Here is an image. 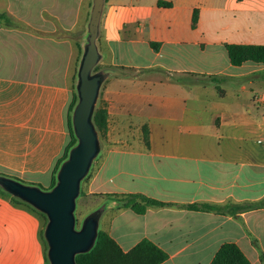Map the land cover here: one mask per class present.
Segmentation results:
<instances>
[{"label":"crops","instance_id":"crops-1","mask_svg":"<svg viewBox=\"0 0 264 264\" xmlns=\"http://www.w3.org/2000/svg\"><path fill=\"white\" fill-rule=\"evenodd\" d=\"M92 1L0 0V175L50 187ZM96 44L106 131L86 193L101 231L123 253L151 242L160 264H210L227 243L264 264V66L224 49L264 46V0H105ZM43 225L0 194V264H45Z\"/></svg>","mask_w":264,"mask_h":264},{"label":"water","instance_id":"water-1","mask_svg":"<svg viewBox=\"0 0 264 264\" xmlns=\"http://www.w3.org/2000/svg\"><path fill=\"white\" fill-rule=\"evenodd\" d=\"M104 2L105 0L92 1L86 45L77 68V101L71 113V128L76 143L60 164L55 184L50 189L43 190L36 185L0 175V190L45 217L42 238L46 246L47 264H76V256L90 252L94 247L99 220L104 210L100 207L92 211L77 227L75 210L81 183L100 152V139L93 123V115L101 87L109 77L107 71H95L101 59L96 41Z\"/></svg>","mask_w":264,"mask_h":264},{"label":"trees","instance_id":"trees-1","mask_svg":"<svg viewBox=\"0 0 264 264\" xmlns=\"http://www.w3.org/2000/svg\"><path fill=\"white\" fill-rule=\"evenodd\" d=\"M159 6L168 7L167 3H158ZM197 20L196 11L193 13L192 25L194 26ZM154 50L157 49V44H151ZM229 62L232 66H241L245 62H251L255 64H261L264 66V46H252V45H224ZM214 80V79H212ZM76 93L75 85L72 87L71 102L67 110V130L69 134V140L64 148L62 157L58 160L52 176V182L48 189H50L55 184V175L60 166V164L66 159L68 151L75 145L76 140L71 128V113L76 104ZM99 102L93 115V123L98 132L99 138L104 136L106 131V110L102 107H98ZM146 135V133H145ZM146 138V136H145ZM82 181L81 184L88 178ZM12 178V177H11ZM18 180L16 178H13ZM20 181V180H18ZM22 182V181H21ZM39 187V186H38ZM41 188V187H40ZM46 190L44 188H41ZM0 194L10 197L11 202L25 206L31 212L35 213L43 219L44 225L46 219L43 215L32 209L30 206L12 198L8 194L0 190ZM82 195V188L80 190V195ZM109 200L113 201L117 208L131 209L137 214H143L147 207H163L164 203L158 202L153 199L141 195H109ZM187 208L190 209H203L211 211H219L218 207H211L208 205H202L198 207L196 205H190ZM43 225V226H44ZM43 230V229H42ZM42 230L40 232V239L44 245L45 251L46 246L42 238ZM167 258V255L153 245L151 242L144 240L138 243L131 251L128 253H123L116 242L105 232L98 230L97 238L92 250L86 254L78 255L75 258L76 264H160ZM45 264L46 257H45ZM210 264H250L244 254L240 249L232 243H227L222 245L215 256L213 257Z\"/></svg>","mask_w":264,"mask_h":264},{"label":"rangeland","instance_id":"rangeland-1","mask_svg":"<svg viewBox=\"0 0 264 264\" xmlns=\"http://www.w3.org/2000/svg\"><path fill=\"white\" fill-rule=\"evenodd\" d=\"M218 53L219 52H215V56L218 55ZM96 70H98L97 66L95 68V71ZM255 88L259 89V87H254V89ZM98 107H101V104H99ZM89 178H90V175L83 182V184H81L82 195L76 200L75 216H76V219H77V227L80 226L81 221L83 220V218L86 215H88L92 211L100 208L99 205H98L99 204V200L92 198L91 196H89V194L86 193V187H87V183L89 182ZM102 216L100 217V220H99L98 230H102V227H103L104 218Z\"/></svg>","mask_w":264,"mask_h":264}]
</instances>
